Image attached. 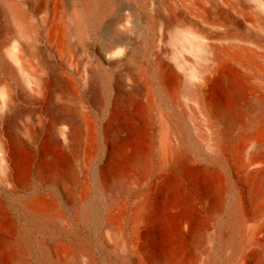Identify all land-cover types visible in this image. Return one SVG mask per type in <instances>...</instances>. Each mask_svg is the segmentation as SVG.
<instances>
[{"label": "rangeland", "instance_id": "1", "mask_svg": "<svg viewBox=\"0 0 264 264\" xmlns=\"http://www.w3.org/2000/svg\"><path fill=\"white\" fill-rule=\"evenodd\" d=\"M259 96L264 0H0L4 264H264V201L222 132Z\"/></svg>", "mask_w": 264, "mask_h": 264}, {"label": "bare ground", "instance_id": "2", "mask_svg": "<svg viewBox=\"0 0 264 264\" xmlns=\"http://www.w3.org/2000/svg\"><path fill=\"white\" fill-rule=\"evenodd\" d=\"M14 18L19 21V16L13 13ZM83 18V15L75 11L74 13V22L78 25ZM233 56L238 60V62L248 68L251 67V61L249 57L246 56L244 52L241 51H231L230 49L224 50L221 54L219 52H214L213 60L215 62H219L220 60L230 58ZM163 67L169 71L170 74H173L169 65L163 64ZM195 87V91H196ZM253 115L250 117L244 125V134L243 138L240 139L239 142H236V138L233 136L231 128L233 125L230 122L228 129L223 130V134L227 137L226 148L230 151H234L235 153V161L238 164V167L241 171H243L247 183V188L249 192L250 201L254 207H257L261 202L264 201V96H259L254 99V103L252 106ZM169 123L167 145L163 151V158L165 160H171L172 157H177L181 159L182 152L177 151L175 149V145L173 146L171 143H174V136L178 132L177 126L178 122L175 121L172 117L169 116L167 119ZM63 142L69 143L72 139V134L70 132H65L63 134ZM59 142L62 140L59 138ZM209 145L213 151L219 149L216 141H209ZM248 148L251 151L248 153L246 157V151ZM3 160L7 164L8 159L6 157V151L3 152ZM87 189V185H85V190ZM48 200L44 196L34 197L32 199H28L24 203L25 210L32 220L39 222L42 225L48 224L54 217L53 212L48 209ZM263 205V204H262ZM0 216L4 218V210L0 205ZM233 225L235 229H240L242 227V221L240 218L236 217L233 220L230 217L225 222V225L230 226ZM20 241L24 242V235L19 236ZM7 237H6V226L4 222L0 224V251H1V260L2 264L5 263L3 249L6 245Z\"/></svg>", "mask_w": 264, "mask_h": 264}]
</instances>
